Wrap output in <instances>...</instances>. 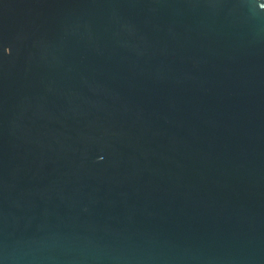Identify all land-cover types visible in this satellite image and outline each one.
Here are the masks:
<instances>
[{"label":"water","instance_id":"obj_1","mask_svg":"<svg viewBox=\"0 0 264 264\" xmlns=\"http://www.w3.org/2000/svg\"><path fill=\"white\" fill-rule=\"evenodd\" d=\"M264 0H0V264H264Z\"/></svg>","mask_w":264,"mask_h":264},{"label":"snow or ice","instance_id":"obj_2","mask_svg":"<svg viewBox=\"0 0 264 264\" xmlns=\"http://www.w3.org/2000/svg\"><path fill=\"white\" fill-rule=\"evenodd\" d=\"M260 6H261L262 8H264V4H261Z\"/></svg>","mask_w":264,"mask_h":264}]
</instances>
